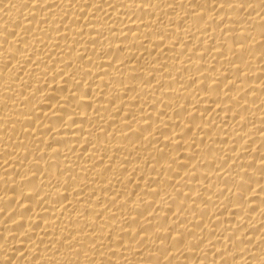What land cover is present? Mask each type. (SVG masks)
Masks as SVG:
<instances>
[{
    "label": "bare ground",
    "instance_id": "obj_1",
    "mask_svg": "<svg viewBox=\"0 0 264 264\" xmlns=\"http://www.w3.org/2000/svg\"><path fill=\"white\" fill-rule=\"evenodd\" d=\"M0 264H264V0H0Z\"/></svg>",
    "mask_w": 264,
    "mask_h": 264
}]
</instances>
